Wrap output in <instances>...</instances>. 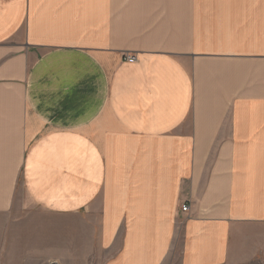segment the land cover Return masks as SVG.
I'll return each mask as SVG.
<instances>
[{
    "label": "crops",
    "instance_id": "obj_1",
    "mask_svg": "<svg viewBox=\"0 0 264 264\" xmlns=\"http://www.w3.org/2000/svg\"><path fill=\"white\" fill-rule=\"evenodd\" d=\"M0 223V264L264 259V0H0Z\"/></svg>",
    "mask_w": 264,
    "mask_h": 264
},
{
    "label": "rangeland",
    "instance_id": "obj_2",
    "mask_svg": "<svg viewBox=\"0 0 264 264\" xmlns=\"http://www.w3.org/2000/svg\"><path fill=\"white\" fill-rule=\"evenodd\" d=\"M17 204L27 203L25 197L23 196L22 192L20 191L16 198ZM17 220L14 218L10 222L7 220L5 221V230L12 229L14 234L21 235L22 228H25L19 219H23L28 215V212L17 213L15 212ZM74 224L76 223V219H74ZM2 223H0L1 226ZM15 227V228H14ZM44 230V229H42ZM261 234L264 235V227H261ZM68 237V251L64 253L61 259L57 260H37L35 261L36 264H99L98 259V252H96L97 242L95 240V236L93 235V228L89 231H85L84 235L76 233L71 234L69 232ZM242 264H264V259H254L253 261H248Z\"/></svg>",
    "mask_w": 264,
    "mask_h": 264
},
{
    "label": "built area",
    "instance_id": "obj_3",
    "mask_svg": "<svg viewBox=\"0 0 264 264\" xmlns=\"http://www.w3.org/2000/svg\"><path fill=\"white\" fill-rule=\"evenodd\" d=\"M125 58L128 60V61H135L136 60V55L135 54H132V53H127L125 55ZM188 205H184V209H187Z\"/></svg>",
    "mask_w": 264,
    "mask_h": 264
}]
</instances>
